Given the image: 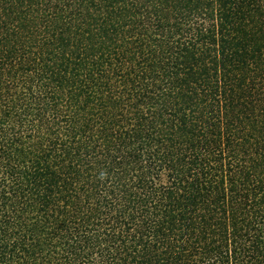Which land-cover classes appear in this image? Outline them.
<instances>
[{"label": "trees", "instance_id": "obj_1", "mask_svg": "<svg viewBox=\"0 0 264 264\" xmlns=\"http://www.w3.org/2000/svg\"><path fill=\"white\" fill-rule=\"evenodd\" d=\"M0 264H264V0H0Z\"/></svg>", "mask_w": 264, "mask_h": 264}]
</instances>
